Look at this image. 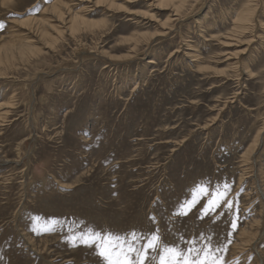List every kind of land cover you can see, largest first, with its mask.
I'll return each instance as SVG.
<instances>
[{
  "label": "rangeland",
  "instance_id": "1",
  "mask_svg": "<svg viewBox=\"0 0 264 264\" xmlns=\"http://www.w3.org/2000/svg\"><path fill=\"white\" fill-rule=\"evenodd\" d=\"M57 1L0 0V264H264V0Z\"/></svg>",
  "mask_w": 264,
  "mask_h": 264
},
{
  "label": "snow or ice",
  "instance_id": "2",
  "mask_svg": "<svg viewBox=\"0 0 264 264\" xmlns=\"http://www.w3.org/2000/svg\"><path fill=\"white\" fill-rule=\"evenodd\" d=\"M4 25L0 24V29H3ZM229 191V185H223V189L217 188L214 193H209L207 187L201 185L197 186L192 194V199L186 201L181 208V215H187L197 203H199L202 197H209L207 204L204 207V214L207 215L210 212L214 211L216 208H219L221 204L227 201V195ZM227 206L229 209L232 208V204L228 203ZM238 225L236 223L232 224L233 228H236ZM47 231V229H45ZM91 239V238H88ZM135 240L136 237L134 236ZM158 235H152L148 240L146 248L137 249L132 246H129L126 250L121 249L120 251H113L110 247L101 245V251L99 255L106 260L107 264H145V261L148 259V249L155 251L158 247L159 241ZM80 240L84 243L88 241L85 237H80ZM195 252L196 255L193 256L192 253ZM133 254L135 259H133ZM155 259V257H153ZM159 264H223L222 260L219 258H213L211 250L205 251L203 255H200L199 250L196 249H178L176 247L165 246L163 248V254L159 256Z\"/></svg>",
  "mask_w": 264,
  "mask_h": 264
},
{
  "label": "bare ground",
  "instance_id": "3",
  "mask_svg": "<svg viewBox=\"0 0 264 264\" xmlns=\"http://www.w3.org/2000/svg\"><path fill=\"white\" fill-rule=\"evenodd\" d=\"M56 1V0H55ZM63 3V0H58L53 6H52V13L53 14H55L57 17H58V19H62L63 18V16H64V14H63V8H61L62 6H60L61 4ZM114 4V3H113ZM181 8H183V7H181ZM180 8V9H181ZM64 9H65V7H64ZM176 10H178V9H176ZM182 10V9H181ZM180 10V11H181ZM183 12V11H182ZM179 15V14H178ZM174 17V16H173ZM76 21H77V16H75L73 19H72V26L75 24V25H77L76 24ZM179 22V21H178ZM77 23H78V21H77ZM47 26V25H46ZM76 28V27H75ZM73 30L74 29H72V32H73ZM63 34V33H62ZM42 39V38H41ZM20 51V50H19ZM114 60V59H113ZM112 60V61H113ZM120 61V60H119ZM115 63H116V61H114ZM69 70V69H68ZM260 136V135H259ZM260 139V138H259ZM258 143V142H257ZM263 193V192H262Z\"/></svg>",
  "mask_w": 264,
  "mask_h": 264
}]
</instances>
